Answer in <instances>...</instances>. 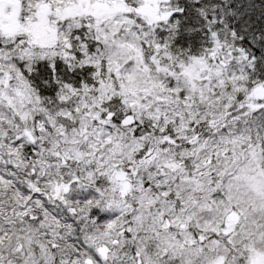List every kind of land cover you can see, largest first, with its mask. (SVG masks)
<instances>
[{
	"label": "snow or ice",
	"instance_id": "1",
	"mask_svg": "<svg viewBox=\"0 0 264 264\" xmlns=\"http://www.w3.org/2000/svg\"><path fill=\"white\" fill-rule=\"evenodd\" d=\"M0 264H264V0H0Z\"/></svg>",
	"mask_w": 264,
	"mask_h": 264
}]
</instances>
